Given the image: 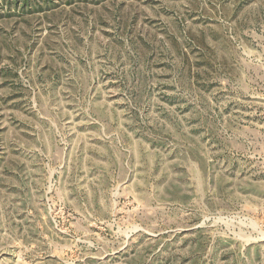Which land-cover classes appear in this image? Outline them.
Returning a JSON list of instances; mask_svg holds the SVG:
<instances>
[{"label": "rangeland", "instance_id": "1", "mask_svg": "<svg viewBox=\"0 0 264 264\" xmlns=\"http://www.w3.org/2000/svg\"><path fill=\"white\" fill-rule=\"evenodd\" d=\"M0 264H264V0H0Z\"/></svg>", "mask_w": 264, "mask_h": 264}]
</instances>
